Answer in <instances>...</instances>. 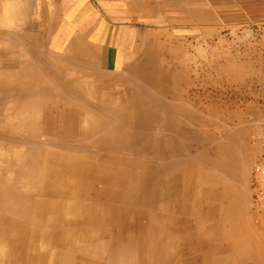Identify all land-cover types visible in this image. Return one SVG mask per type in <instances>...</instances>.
Returning a JSON list of instances; mask_svg holds the SVG:
<instances>
[{"label":"rangeland","instance_id":"rangeland-1","mask_svg":"<svg viewBox=\"0 0 264 264\" xmlns=\"http://www.w3.org/2000/svg\"><path fill=\"white\" fill-rule=\"evenodd\" d=\"M21 1L25 7V12L22 17L23 21L13 25L0 26V32L3 34L2 37H0V41L4 43L1 47V55L6 60L7 58L13 59L16 57L25 66L38 70L41 73H45V83L41 84V88H43L44 85L45 87H48L49 84L51 92L58 95L59 99L61 98L60 91L65 92V94H62L64 95V98L69 99L68 102L72 105V111L70 114L73 117L71 116V118L67 119L59 118L56 120L57 123L53 125L49 122V118H46V116L50 115L49 113L56 114V112L51 111L52 106L49 104L48 106L42 105L38 111V115L40 116V125L39 130L38 128L37 130L39 134H26V141L23 142L16 139L14 140L11 137L3 135L2 131L0 132V158L4 159V162L0 165V177H3V179L18 177L20 172L15 168H10V165L6 166L7 160L11 159L12 154L15 151H19L24 148L25 155L30 154V149H26L25 146L26 144L31 145L33 142V145L37 147L35 152L36 156L28 155L26 156V159H32L35 161V168H39L41 166L40 168L46 170L45 172L43 171L44 176L41 178L43 180H37L35 185H22L23 192L27 193L29 196V202H32V210L30 213L26 214L32 219L24 217V220L21 221L28 225V232L38 230L35 226L37 223L41 229L48 230V235L46 237L41 235L36 240L26 237V244L22 253L20 255H16L15 252L12 253L7 257V262L5 264H38L36 259L42 257L45 253H48L47 264H64L59 259V253L67 256V259H69V263L67 264H85V261L109 262V259L103 260L97 258L94 250L86 251L83 249L84 241L101 239L104 235L108 236V239L113 247L108 250L110 253L113 252L117 254L118 250H120L123 252L121 257L126 259L128 253L132 252L131 254L133 258H135L136 262L132 264H141L142 262L139 260V257L141 256V253H143L142 250L144 249V240L146 237L144 227L148 222L146 213L149 208V200H147L145 189L135 185L134 181H126L118 186L119 188L117 187L113 189V192L115 194L117 193V196L115 197L118 200L102 196L100 199L98 198L99 202H97L94 192L97 190L106 191L108 190L109 185H101L94 182L86 175H82L80 171L74 168L72 169L71 167H65L62 170H59L54 166V170L50 168L51 166L44 167L41 165V161H43L44 156L49 155H61L62 157L66 155L73 158L81 155H91L96 163L105 164L103 160H108L109 156L113 155L118 157L120 160L125 159L130 162L131 167L128 168L130 173L134 171V168L135 170H140L141 167L144 166L148 157L144 154L143 144L140 140H136L132 143V145H130L129 141L126 140L127 142L125 141L123 145L116 146L111 144L110 146L106 145V148L99 141L94 140L92 135L88 137V140H84L81 136H79L78 131H80V127L83 129L87 127V123L89 121L87 114L93 111L96 112L95 107L97 106L102 107L103 100L109 104L113 103L115 100L124 103L128 102L129 104L131 99H134L135 96H142L144 98L146 97L145 99L147 100L157 99L156 101L158 103H155V105L158 104L159 107L165 106L164 102L167 101H164L162 93H160V91L155 92L153 90L151 94L148 84L145 82L148 80L150 72V67L145 61L148 49H145L138 55V58L141 60L137 63V69L135 71H131L128 76L109 75V73L89 69L86 64L84 65L81 62L74 61L70 56L56 55L50 51L46 37L44 36L42 25L38 20H36V3L34 0ZM222 1L224 0H201V15L205 16V18L203 19L200 27H197V29H193L192 24L186 21L184 28L152 31V35L155 38H157V36L162 37L163 33L169 34L168 39L170 42L174 41L179 44L177 45L178 48L181 47L180 50L182 53L179 57L184 61L183 71L179 67L174 68L175 77H173V79L169 82L170 87L174 90H183L182 93L186 100L190 99L194 102V106L191 104L193 103L191 101H189V105L193 106L196 114L201 120H203L197 122L193 127H191L195 132H197V134L195 136L196 138L194 137V139H190L189 137L187 138V136L179 138L176 137L175 134L162 131V118L158 116L155 124L156 129L154 130V136L160 138L168 135L173 139L178 138L180 143L182 142V152L180 155L182 161L194 162L198 170L199 168L200 170L204 169V171L208 172L211 177L214 179L216 178L217 180L215 179V185L219 192L224 189L228 191L230 190L233 191V194L231 193L233 198L235 196L242 198V207L244 212L242 217H239V219L244 223L246 222L244 233L246 236H250L253 240L254 235L255 238L259 235L260 237H258L264 240V88L261 78L264 75V18L255 20L253 19L254 17H252L249 21L239 23L231 28L223 25L215 27L216 11L225 12L227 10ZM188 8L190 7L186 6L185 11H187ZM260 8V4L258 7H254V9L258 10H260ZM242 10L244 11V8H242ZM165 39L166 37L163 38L164 42ZM7 62H10V60ZM179 70L183 72L184 78L186 77L189 80V86L183 84H181L182 86L178 85L180 80ZM140 73L143 75V78L138 76ZM128 77L131 80H129ZM105 85H107L108 88ZM14 87L18 88L19 86L15 85ZM79 89L81 90V93H79ZM0 93L2 92L0 91ZM158 97L161 101H163L161 102ZM3 99L5 98L3 97V94H1L0 116L4 113L3 108L5 106V100ZM57 104L62 106L61 103L57 102ZM79 110L83 111L81 116L77 115ZM101 114L104 118H108V120H114L110 119L111 115L106 111H102ZM157 115H159V113H157ZM79 120H81V122H79ZM133 122V127H128L127 129L125 128L128 134L132 135L134 133V136L135 134L147 136V134L150 133L149 130L141 126L143 123H146L147 125L145 119L133 120ZM161 132H163V135H160ZM134 136L129 138L133 139ZM21 143L26 144L22 145ZM223 144L226 147L223 146ZM63 147L66 148L63 149ZM126 147L128 148L126 149ZM215 147L216 151L213 149ZM229 147L231 149L230 152L232 151L231 154L230 152H227ZM101 149L102 151H100ZM96 151L99 152L97 153ZM226 152L229 154H225ZM118 153H120V155ZM226 155H228V157ZM229 155H231V157ZM221 156L222 162L225 161L226 164L220 162ZM238 159L241 160L240 163ZM199 162L202 164L200 163L199 165ZM208 167H211L212 169H209ZM30 169L32 170L33 168ZM30 169L26 171H29ZM74 171L79 173L78 177L73 176L76 175L73 173ZM196 176L197 175L194 177V181L197 182ZM222 176L224 179H221L223 178ZM225 176L226 178H229V181L225 178ZM169 178L171 179V176ZM172 182L173 181L170 180L169 184L166 185L165 190L167 189L166 191H168V195L166 198H161L158 205L160 206L161 204H164L163 202L170 204L173 203V209L178 211V206L176 205L178 195H174V192L171 191L169 193L168 190L175 187V185H173L175 183ZM73 185H75L76 190ZM94 186L96 188H94ZM88 193H90V197L88 196ZM118 195L120 197H118ZM75 196H79V198L83 199H79ZM205 197L206 195L201 198L202 200L198 199L200 200L198 202L196 197L191 194V199L188 204V215L191 217V224L194 227V232L197 228L196 225L203 226L206 231H209L210 229L208 224L209 221L204 218L199 220V218L195 215V210L193 211V204H195L196 200L198 203L203 204L205 203ZM54 205H56L55 208ZM118 206L125 211L121 220L114 218L110 211L109 213L105 211L106 208ZM78 207L82 208V217L73 216L75 208ZM244 207H247V210H245ZM197 209L202 214L206 211L205 205H200ZM86 211L90 214L93 213L100 215L103 218L104 224L102 226L98 224H82L81 220L86 216ZM172 215L175 216L176 219L181 220L185 219L186 214L175 212ZM247 218H249V220H247ZM60 220L61 222H59ZM214 220L219 221V214L215 215L213 221ZM30 221L34 222V224H31L32 222ZM60 223H66L63 231L64 235L58 234L60 230L56 231ZM251 226L253 227V231ZM2 228V233L6 232V235L11 236L12 240L13 238H17V228L16 230L14 227L11 229L9 225H6V223L4 227L1 224L0 229ZM90 229L94 231L91 230L92 232H89ZM176 230L179 235L184 234V230L181 227H178ZM255 232L258 235H256ZM212 233L213 236H206L207 233L200 236L197 235V239L192 244H181L179 246L181 249H178L177 257L174 263L201 264V262L205 263L207 260H203L202 258L211 257L210 259H212V264H264V242H261V239L260 241L259 238H257L258 242L257 240H254L256 243L252 248V255L263 260H249L246 256H243L235 246L232 247L234 240L237 239L235 232L233 235L230 234V237H225L227 239L222 237L221 233ZM69 240H72L73 245L75 247L77 246L76 248H78V250L75 249L70 251L69 248L62 249V247L68 245ZM215 240L220 241L217 242ZM200 242L204 246H202L203 248L198 247ZM191 248L195 249L191 250ZM234 249L239 252V255L233 251ZM202 252L205 255L201 254ZM180 260H182V262ZM213 260L215 262H213ZM115 264H122V262Z\"/></svg>","mask_w":264,"mask_h":264},{"label":"bare ground","instance_id":"bare-ground-1","mask_svg":"<svg viewBox=\"0 0 264 264\" xmlns=\"http://www.w3.org/2000/svg\"><path fill=\"white\" fill-rule=\"evenodd\" d=\"M24 12H25V7L23 6V3L21 0H0V26L13 25V24H16L18 22H22L23 21L22 17H23ZM14 30H15V28H14ZM39 30H40V28H39ZM2 35L3 34L0 32V37H2ZM168 36H169V34H167V33H163L162 37L157 36V38H155L153 40L152 46L148 50L146 57H145V61L147 62V65L150 67L149 78L145 82H147L151 94H152L153 90L155 92L160 91V93H162V96L164 97L163 98L164 101H167V102H164L165 106L159 107L158 104L155 105V103H158L156 101L157 99L156 100H154V99L153 100L152 99L147 100V99H145L146 97L144 98L142 96L141 97L135 96L134 99H131L129 104H128V102L127 103L120 102V101L118 102L117 100H115L113 103L109 104L108 102H105L102 99L103 100L102 107L97 106V107H95L96 112L93 111V112L88 113L87 115L89 117L88 118L89 121L87 123V127L85 129L80 127V131H78L79 136H81L84 140H88L89 139L88 137L90 135H92L94 140L99 141L105 147H106V145L110 146L111 144L116 145V146H120V145H123V143L126 140H128L130 145H132V143L135 142L136 140H140L141 143L143 144L144 154L148 157L147 158L148 160L144 164V166H142L140 170H137V169L135 170V168H134V171L130 173V171L128 170V168L131 167L130 162L128 160L126 161L125 159L120 160L118 157L113 156V155L109 156L110 160L109 159L103 160V162L105 164H98L93 160L94 158H92L91 155L90 156L89 155H81V156H77V157L73 158L71 156L69 157L66 155H64V157H62L60 154H59L60 156H56V155L44 156L43 161H41V165L44 167L51 166L50 167L51 169H53V166H54L59 170H62L65 167H71L72 169L74 168V169L80 171L82 175H86L88 178H90L94 182H97L101 185H107V186L109 185L108 190H106V191L97 190L94 192V195L97 199V202H99L98 198L100 199L102 196L108 197L109 199L110 198L111 199H117L115 197V196H117L116 195L117 193L115 194L113 192V189L117 188L123 182H126V181H131V182L134 181L135 185H138V187L140 186V188H144L145 193L147 195V200H149V208H148V211L146 213V216L148 217V222H147L146 226L144 227V231L146 234V237L144 240V249L142 250L143 253H141V256L139 257V260H141V262H142L141 264H173L176 257H177L178 249H181V248H179V246L181 244H186V243L192 244L197 239L196 238L197 235L200 236L204 233L205 234L207 233L206 236L207 235L213 236L212 232H215L218 234L221 233V236L224 238L230 237V234L233 235V233L235 232L238 240L236 239V240H234L233 244L231 243L232 247L235 246L236 249H238L241 252V254L243 256H246L247 259H249V260L252 259V260H259L260 261L261 259H258L256 257H254V255H252V251H253L252 248L256 243L255 241L260 236L255 232L256 235L259 236V237L256 236L257 238H255V235H254L255 241L253 239H251L250 236H246V234L244 233L245 228H246V225H245L246 222L244 223L242 220L239 219V217H242V214L244 212V209L242 207V198L235 196L234 197L235 199H234L232 196L233 191H230V190L228 191L224 188H223L224 189L223 191L219 192L216 189V185H215L216 184L215 181L217 180L216 178H215L216 179L215 180L213 177H211L208 174V172L204 171V169L200 170V168H199V170H198L197 166L194 162L182 161L181 160L182 158H180V155L182 152V148H181L182 142L180 143L178 138L173 139V138H170L168 135L164 136V137H160V138H157L156 136H154V134H155L154 130L156 129L155 124L157 122L158 116H160V118H162L161 119L162 120L161 121V124H162L161 130L164 132H169V133L175 134V136L179 137V138L187 136V138L189 137L190 139H194L197 132H195L191 127H193L197 122L203 121L200 119V117L196 114V111H194V109H193L194 102L191 101L190 99L186 100V98L184 97V95L182 93L183 90L182 91L179 89L174 90L173 88L170 87L169 82L173 79V77H175L174 76V68L179 67L183 71V62L184 61L182 58L179 57L182 53L180 50L181 47L178 48L177 45H179V44L175 43L174 41L170 42V40L168 39ZM165 37H166V39L164 42L163 38H165ZM141 40H142V38H141ZM3 45H4V43H2L0 41V88H1L0 91L2 92V93H0V95L3 94V97L5 98V99H3V100H5V103H4L5 106L3 108L4 113L0 116V132L2 131L3 135L11 137L14 140L16 139V140H20L23 142L26 141L25 140L26 134H31V135L39 134L38 130H39V125H40L39 124L40 116L38 115V111H39L40 106H42V105L48 106V104H49L50 106H52L51 111L56 112V114L55 113H53V114L49 113L50 115L46 116V118H49V122L53 125H55L57 123L56 120L59 118L60 119L71 118L72 115L70 114V112L72 111V109H71L72 105L69 104V102H68L69 99L64 98L63 94H65V92L60 91L61 92L60 93L61 94V98H60L61 100H60L58 98V95L51 92L48 83H46V84H48L49 89H48V87H45V85L43 86V88H41V84L45 83V81H44L46 78L45 73H41L38 70H34V69H31V68L25 66L16 57H14L13 59H8V58H7V60L4 59V57L1 55L2 54L1 53V49H2L1 47ZM66 48H67V46H66ZM69 54H71V53H69V51H68V56H70ZM17 56H18V54H17ZM65 56H67V55H65ZM8 60H10V62H7ZM78 62H80V61H78ZM50 64H51V62H50ZM83 64L85 65V63H83ZM114 67H115V65H114ZM94 68H96V67H94ZM52 69H54V68H52ZM181 70H179L180 80H179L178 85L182 86L181 84H183V85L189 86L190 85L189 80L186 77L184 78L183 72H181ZM68 74H70V73H68ZM138 76L143 78V75L141 73ZM138 79H140V78H138ZM129 80H131V79L129 78ZM107 82H108V80H107ZM138 82H140V81H138ZM15 85H17L19 87L16 88V87H14ZM91 85H93V84H91ZM131 85H132V83H131ZM105 86L108 88L107 85H105ZM147 92L149 93L148 90H147ZM79 93H81L80 89H79ZM121 93H122V90H121ZM38 95H39V97H38ZM40 97H42V98H40ZM154 98H156V97H154ZM189 98H191V97H189ZM13 99H14V101H13ZM160 101H161V99H160ZM189 101L193 102V103H191L193 106L189 105V103H190ZM57 102L61 103L62 106L58 105ZM51 111H49V112H51ZM102 111L108 112L111 115L110 119H114V120L111 121V120H108V118L107 119L104 118L101 114ZM157 113H159V115H157ZM81 114H83V111L79 110L77 112V115L81 116ZM80 119H81V117H80ZM142 119L146 120L147 125H146V123H143V124H141V126L145 127L147 130H149L150 133H148L147 136L136 135V134L134 136L133 135L134 133L132 135L128 134L126 129L128 127H133V125H132V123H134L133 120H142ZM86 120H87V118H86ZM79 122H81V120H79ZM66 125H67V123H66ZM157 126H159V125H157ZM37 128H38V130H37ZM62 129H63V127H62ZM72 129H73V127H72ZM60 132H61V130H60ZM160 135H163V132H161ZM49 136H51V135H49ZM131 136H134V138L130 139L129 137H131ZM16 144H18V143H16ZM21 144L25 145L26 143H21ZM33 144H34V142H33ZM33 144H31V145L26 144V146H25L26 149H30V154H28L29 156L30 155L36 156L35 152H36L37 147H35V145H33ZM46 145H49V144H46ZM72 145H74V144H72ZM189 146H190V144H189ZM223 146H225V145L223 144ZM225 147H222V148H225ZM64 148H66V147H63V149ZM127 148L128 147H126V149ZM59 149H61V148H59ZM213 149L215 150L216 147ZM228 150H227V152H230V150H231L230 147ZM100 151H102V149ZM104 151H105V149H104ZM227 152L225 154H229ZM75 153H77V152H75ZM231 153H232V151L230 152V154ZM118 154L120 155V153H118ZM28 155H25V148H24L22 150L15 151L12 154L11 159L7 160L6 166L10 165L9 166L10 168H15L16 170H18L20 172V174L18 175L17 178L3 179V177H0V226L2 224V226L4 227L5 223H6V225L7 226L9 225L11 229H12V227H14L15 230H16V228L18 230L17 238L16 239L13 238V240H12V237L6 235L7 234L6 232L2 233L3 228L0 229V264H5L7 262V257L9 255H11L12 253L15 252L16 255H20L22 253L23 249L25 248L26 237H29L32 240H34V239L36 240L41 235L43 237H46L48 235V232H47L48 230L47 229H41L37 223L35 224V226L38 228V230L28 232V229H27L28 225L25 224L23 221H21V220H24V217H28V218L32 219L30 216L26 215V214L30 213L32 210V205H31L32 202H29V196L27 195V193L23 192L22 185H29V184L35 185L37 180H40L41 178H43V176H44L43 171L44 172L46 171L45 169L40 168L41 166L39 168H35V165H36L35 161H33L32 159H26V156H28ZM189 155H187V156H189ZM206 156H207V154H206ZM222 156H221L220 162L223 164H226L225 161L222 162ZM226 156L228 157V155H226ZM229 156L231 157V155H229ZM212 158H214V157H212ZM223 160H225V159H223ZM233 160H235V159H233ZM196 161H198V160H196ZM240 161L241 160H239V163H240ZM3 162H4V159L0 158V165ZM200 163L201 162H199V165H200ZM211 163H213V162H211ZM221 163H219V164H221ZM219 164H217V165H219ZM205 165H206V163H205ZM211 166H212V164H211ZM215 166H216V164H215ZM30 168H33V169L31 170ZM168 168H170V169H168ZM28 169H30V170L26 171ZM73 173L76 174L73 176H77V177L79 176L78 172L74 171ZM58 174H61V173H58ZM195 175H197L196 176L197 182L194 181ZM170 176H171V179L169 178ZM66 177H67V175H66ZM225 178H226V176H225ZM221 179H224V177ZM226 179H228V181H229L228 177ZM41 180H43V179H41ZM56 180H59V179H56ZM170 180L175 183V184H173V185H175V187L172 189H168V190H169V193L171 191V192H174V195H178V197L176 199V205L178 206V211H175L173 209V207H172L173 203L170 204V203L163 202L164 204H161L160 206L158 205V202L161 201L160 199L166 198V196L168 195V191H166L167 189L165 190V188H166V185L169 184ZM61 181H62V179H61ZM75 182H76V180H75ZM73 186L75 187V185H73ZM94 188H96V187L94 186ZM205 188H206V190H205ZM69 189H71V188H69ZM75 190H76V187H75ZM124 190H125V188H124ZM238 190H240V189H238ZM89 194L90 193H88V196H89ZM191 194L193 196H195L197 200L201 199L204 195H206V197L204 199L205 203H203V204L198 203L200 200H198V202L196 200L195 204H193V211L195 210V213H196L195 215L197 216V218H199V220L201 218H204L205 220L209 221V223H208L209 227H210L209 231H206V229L200 225L199 226L196 225L197 228H196L195 232L193 231L194 227L191 224V217L188 215V204H189V201L191 199ZM46 197H48V196H46ZM75 197L79 198V196H75ZM118 197H120V196L118 195ZM241 197H243V196H241ZM79 199H83V198H79ZM245 201H246V198H245ZM200 205H202V206L205 205L206 211L204 214L199 212V210L197 209V208H199ZM45 206H46V202H45ZM55 207H56V205H54V208ZM139 207H142V206H139ZM244 208H245V210H247L246 209L247 207H244ZM59 210H61V209H59ZM105 211L108 213L110 211L111 215L114 218L119 219V220H121L123 213H125V211L122 210L119 206L113 207V208H106ZM86 212H87L86 216L81 220L82 224H84V225L85 224L86 225L98 224L101 226L104 224L103 218L100 215L93 214V213L90 214L88 211H86ZM175 212L176 213L181 212L182 214H186L185 219H181V220L176 219V217L172 215ZM81 214H82V208L81 207L75 208L73 216L82 217ZM218 214H219V221H217V220L213 221V218L215 217V215H218ZM247 220H249V218H247ZM30 222H32V221H30ZM59 222H61V220ZM128 222H130V221H128ZM31 224H34V222H32ZM65 225H66V223H60L58 225V228L56 229V231L60 230V232L58 234L64 235L63 231L65 228ZM40 226H43V225H40ZM229 226H230V228H229ZM252 226H254V225H252ZM178 227H181L184 230V234H180V235L178 234V232L176 230ZM134 229H135V227H134ZM256 229H257V227H256ZM91 230L92 229H90L89 232ZM92 231H94V230H92ZM252 231H253V227H252ZM32 232H34V233H32ZM83 237H84V235H83ZM225 239H227V238H225ZM260 239L261 238H259V240ZM221 240H222V238H221ZM215 241H217V240H215ZM218 241H220V240H218ZM139 242H141V241H139ZM224 242H225V240H224ZM257 242H258V240H257ZM261 242H264V240H262ZM83 245H84L83 249L86 251L94 250L95 256H97V258L103 259V260L109 259V262H107V261H99V262L85 261V264H112V263L115 264V263H119V262H122V264L136 263L135 258H133L132 254H131L132 252L128 253L126 259L121 257L122 256L121 254L123 252H121L120 250H118L117 254H115L113 252L110 253V251H108V250L110 248H113V247H112L110 240L108 239L107 235H104L101 239L86 240V241H84ZM198 245H199L198 246L199 248L204 247L201 244V242ZM44 247H46V246H44ZM76 247L73 245L72 240H69L68 245H65V247H62V249L63 248L64 249L69 248L70 251L75 250V249L78 250V248H76ZM130 249H131V247H130ZM193 249H195V248H193ZM193 249L191 248V250H193ZM236 249H234L233 251L236 254H238L239 252ZM48 251H49V249H48ZM257 251H259V250H257ZM58 253H59V251H58ZM43 254H44V252H43ZM47 254L48 253H45L42 257L36 259V261H38V264H47V259H48ZM201 254H203V252ZM203 255H205V254H203ZM58 256H59L60 261L63 262L64 264L69 263V259H67L66 255H62L59 253ZM262 256H263V254H262ZM216 257H217V255H216ZM210 258L211 257L202 258L203 260H206V259L207 260L205 261V263L201 262V264H212V259H210ZM13 260H11V261H13ZM33 260H35V259H33ZM180 261L182 262V260H180ZM213 262H215V261L213 260ZM14 263H15V261H14ZM235 263H237V262H235Z\"/></svg>","mask_w":264,"mask_h":264},{"label":"crops","instance_id":"crops-1","mask_svg":"<svg viewBox=\"0 0 264 264\" xmlns=\"http://www.w3.org/2000/svg\"><path fill=\"white\" fill-rule=\"evenodd\" d=\"M34 2L36 20L42 25L50 51L67 56L69 51L72 60L109 75L128 76L137 69V63L141 60L138 55L145 49L149 50L155 39L153 30L184 28L186 21L197 29L205 18L201 15V0ZM222 2L227 10L216 11L215 27L223 25L231 28L252 17L255 20L264 18V0ZM259 4L260 10L254 9ZM186 6L190 7L187 11ZM261 78L264 88V75Z\"/></svg>","mask_w":264,"mask_h":264}]
</instances>
